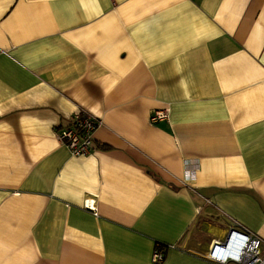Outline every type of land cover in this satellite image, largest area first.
<instances>
[{"label": "crops", "instance_id": "1", "mask_svg": "<svg viewBox=\"0 0 264 264\" xmlns=\"http://www.w3.org/2000/svg\"><path fill=\"white\" fill-rule=\"evenodd\" d=\"M237 228L264 251V0H0V264H211Z\"/></svg>", "mask_w": 264, "mask_h": 264}, {"label": "built area", "instance_id": "2", "mask_svg": "<svg viewBox=\"0 0 264 264\" xmlns=\"http://www.w3.org/2000/svg\"><path fill=\"white\" fill-rule=\"evenodd\" d=\"M169 114L156 111L151 116V122L168 120ZM102 125L101 120L84 110L76 112L70 120V125L58 132L61 143L73 157L89 156L94 149V133ZM189 173L188 179H192ZM160 245L157 246L152 261L162 264L165 255ZM211 264H264L262 241L243 229H231L224 241L214 242L207 255Z\"/></svg>", "mask_w": 264, "mask_h": 264}, {"label": "trees", "instance_id": "3", "mask_svg": "<svg viewBox=\"0 0 264 264\" xmlns=\"http://www.w3.org/2000/svg\"><path fill=\"white\" fill-rule=\"evenodd\" d=\"M160 247H161V248H163V246H162V245H160Z\"/></svg>", "mask_w": 264, "mask_h": 264}]
</instances>
